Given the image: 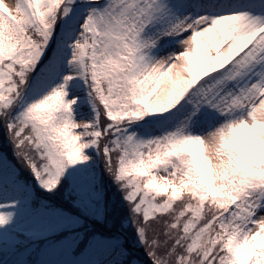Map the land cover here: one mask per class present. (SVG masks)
<instances>
[{"label": "rangeland", "instance_id": "rangeland-1", "mask_svg": "<svg viewBox=\"0 0 264 264\" xmlns=\"http://www.w3.org/2000/svg\"><path fill=\"white\" fill-rule=\"evenodd\" d=\"M102 1L0 0V102L8 112L17 111L19 100L10 102L6 87L24 91L26 107L22 104L20 110L39 112L45 123L42 148L53 180L65 174L86 191L95 177V163L88 152L95 137L90 128L99 117L89 101L93 89L85 81L89 74L98 83L106 74L110 92L106 96L114 116L149 109L155 122L138 126L141 133L130 137L131 156L124 163L132 164L140 176L148 173L149 184L161 191L172 188L180 194L186 187L196 193L199 185L200 199L208 191L228 199L231 208L245 202L238 201L239 189L245 190L255 203L247 202L245 214L234 221L230 262L236 257L250 263L256 251L253 259L259 254L264 264V0H109L107 6ZM114 2L120 6L115 14L110 9ZM61 13L67 18L59 26L55 47L38 64L43 69L34 72L29 80L33 83L26 84L24 79L20 86L13 80V64L29 54L36 56L30 62L39 61V48L32 46L26 31L43 24L53 33V16L59 18ZM90 26L94 36L98 28L100 44L104 43L95 57L97 47L92 48L88 40ZM254 37H259L255 45L222 79L211 87L195 88L196 94L191 92L197 78L205 77L216 61L219 66L225 64ZM191 100L198 106L188 107ZM12 133L29 137L28 131ZM0 173V223L31 235H44L67 224L68 215L29 207L31 190L13 181L9 165L0 162ZM138 206L146 216L156 212L150 198L144 197ZM194 224L189 221L185 227L192 229ZM8 235L0 226V240L11 243L13 237ZM76 238L73 235L71 240ZM116 240L92 244L79 264H111ZM73 245L62 240L50 247L40 263L68 264L61 257L69 258ZM24 258L20 255L18 261L5 264H23Z\"/></svg>", "mask_w": 264, "mask_h": 264}, {"label": "trees", "instance_id": "trees-1", "mask_svg": "<svg viewBox=\"0 0 264 264\" xmlns=\"http://www.w3.org/2000/svg\"><path fill=\"white\" fill-rule=\"evenodd\" d=\"M62 4L63 2L61 5L58 3V6H63L62 10H65V3ZM111 6V13L119 11L120 6L116 2ZM54 18L56 30L53 33L43 24L30 27L26 31L31 34L32 46L36 45L39 48V61L36 64L30 62L36 56L29 54V58L19 57L17 63L13 64V68L11 67L14 70L13 80L17 84L20 82V86L24 79L26 84L32 80L36 70L40 72L43 69L44 66H38L39 62L46 60L53 49V44L55 47L56 34H60L59 26H63L67 16L62 14L59 18L53 16ZM103 46L104 43L101 44L100 51ZM259 46L260 42L256 48ZM231 67L206 79L197 78L199 81L193 85L191 92L196 94L195 88L205 89L213 86ZM89 76L88 74L85 86L93 89L94 97L90 96L89 101L94 107L95 115L99 117V122L90 128V135L93 133L95 137L92 136L90 139L91 146L88 147V152L95 163V177L86 191L81 190L77 179L69 180L65 174H59L53 180L51 170L49 171L51 166L49 157L44 154L46 150L42 148L45 123L39 118L41 114L39 112L28 114V110L22 112L20 108H17V111L12 109L10 113L5 110V104L0 102V162L12 168L11 176L18 186L31 190L30 208L41 207L49 212L70 217L62 228L53 229L44 235L11 231L9 224L0 223V226L7 229L8 234L13 237L12 240L8 235L11 243L0 240V264L12 259L18 261L20 255H25L24 260L22 259L23 264H37L38 258L43 257L50 247L62 240H69L74 245L70 249L69 258L63 255L61 261L79 264L92 244L111 239H117L118 245L111 264L263 263V260L259 259V254L250 263H247L246 259L241 262L236 257L230 262L233 249L229 240H233L231 231L234 221L237 216L245 214L249 206L246 205L247 202L250 201V206L255 203L253 198L248 196L245 190L239 189L238 201L243 199L245 202L231 208L228 199L209 195L208 191L205 198L200 199L199 195L203 190L199 185L196 193L193 190L189 192L185 187L180 194L174 192L172 188L161 191L151 186L148 175L140 176L135 173L132 164L127 161L124 163L131 156L132 134L141 133L138 126L148 127L149 123H154L150 110L146 112L141 109L140 113H137L130 109L123 115L114 116L106 96L110 93L106 74L100 78V84L94 83ZM137 84L135 83L132 89L136 88ZM6 89L11 92L8 98L10 102L17 98L20 100L21 93L23 94L20 87L16 90L14 86L7 85ZM104 96L108 109L112 112V119L107 117L102 106ZM183 103L187 104L186 99ZM193 105L198 106L191 100L188 107ZM87 106L86 103L84 107ZM16 130L25 133L28 131L29 137L12 133ZM3 143L11 147H4ZM194 169L192 167L190 171ZM144 197L150 198L156 205V212L149 216L143 214L138 206ZM194 210H197V215L193 214ZM189 221L195 222L192 229L185 227ZM73 235H77L75 240H71ZM253 252L256 254V251Z\"/></svg>", "mask_w": 264, "mask_h": 264}]
</instances>
